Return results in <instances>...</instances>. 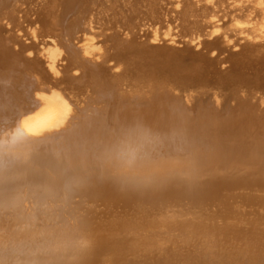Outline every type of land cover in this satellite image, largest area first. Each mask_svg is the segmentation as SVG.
<instances>
[{"label": "bare ground", "instance_id": "6f19581e", "mask_svg": "<svg viewBox=\"0 0 264 264\" xmlns=\"http://www.w3.org/2000/svg\"><path fill=\"white\" fill-rule=\"evenodd\" d=\"M0 264H264V0H0Z\"/></svg>", "mask_w": 264, "mask_h": 264}, {"label": "clouds", "instance_id": "9594fccd", "mask_svg": "<svg viewBox=\"0 0 264 264\" xmlns=\"http://www.w3.org/2000/svg\"><path fill=\"white\" fill-rule=\"evenodd\" d=\"M177 176H179L180 178L182 179H187L188 177L183 174V173H177L176 174ZM171 178H175L171 173L167 172V171H164V170H161L159 173H157L155 176H149V177H146L143 181V184L145 186H148L150 184H152L154 182V180H165V179H171Z\"/></svg>", "mask_w": 264, "mask_h": 264}]
</instances>
